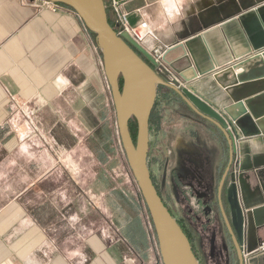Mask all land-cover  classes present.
Masks as SVG:
<instances>
[{
    "label": "crops",
    "instance_id": "1",
    "mask_svg": "<svg viewBox=\"0 0 264 264\" xmlns=\"http://www.w3.org/2000/svg\"><path fill=\"white\" fill-rule=\"evenodd\" d=\"M263 3L108 0V15L116 30L119 15L125 16L130 38L146 54L152 57L160 50L161 65L171 78L221 109L229 104L221 73L248 58L239 17ZM64 7L52 11L42 1L0 0V264H162L148 210L121 146L95 36ZM203 87L220 95L223 104ZM172 93L165 88V99ZM176 100L175 111L165 104L166 142L176 153L165 174L181 167L180 183H192L207 205L214 203L213 220L214 191L228 146L217 128L183 108L178 96ZM181 114L199 119L195 136ZM258 125L262 137L236 136L231 130L236 152L226 188L238 181L240 202L248 214L257 211L244 240V264H264V251L258 249L264 244V166L255 167L248 159L249 151L264 149V121ZM188 136L215 149L212 168L194 182L183 170ZM116 167L125 175L114 173ZM168 185L167 203L175 218L189 226L179 187ZM223 203L228 206L226 192ZM211 224L215 254L221 248L227 259L238 262L230 236L226 232L224 246L218 224Z\"/></svg>",
    "mask_w": 264,
    "mask_h": 264
},
{
    "label": "water",
    "instance_id": "2",
    "mask_svg": "<svg viewBox=\"0 0 264 264\" xmlns=\"http://www.w3.org/2000/svg\"><path fill=\"white\" fill-rule=\"evenodd\" d=\"M38 1L71 9L95 36L111 91L121 146L148 210L162 264L199 263L187 236L163 203L148 167L150 118L159 87L175 93L191 112L217 128L227 143L228 161L217 186V202L238 264H244V240L252 229L257 211L248 214L247 207L240 202L238 181H233L226 189V207L222 193L236 152L232 131L236 136L245 138L262 137L258 123L261 119L264 121V113L260 114L264 110V3L239 17L249 43L248 58L221 73L225 77L221 86L227 90L229 104L215 109L194 90L181 86L178 80L171 78L169 72L146 54L128 34L118 33L108 22L103 0ZM200 90L212 94L217 103L223 104L220 95L209 87ZM132 120L137 126L135 142L129 129ZM248 153V159L251 157L255 167L264 166L263 148ZM261 173H264V169ZM205 212L208 216L211 209L206 207Z\"/></svg>",
    "mask_w": 264,
    "mask_h": 264
},
{
    "label": "rangeland",
    "instance_id": "3",
    "mask_svg": "<svg viewBox=\"0 0 264 264\" xmlns=\"http://www.w3.org/2000/svg\"><path fill=\"white\" fill-rule=\"evenodd\" d=\"M38 1V0H37ZM105 7H107V13L109 14V8H108V0H105ZM58 8L64 7L62 5H58ZM66 8V7H64ZM109 17V15H108ZM118 29V28H117ZM121 29V25L119 27V30ZM119 30H116L119 33ZM177 98L173 96H168L167 99H165V89L161 88L159 89L157 93L156 103L152 112V118L150 122V134H149V154H148V167L150 174L152 177H154V180L160 190V193L163 197V201L165 202L166 206L169 208L170 212L173 214L174 209L167 203L166 197H165V184L177 185L176 187H179V190L182 191L183 183H180V179L182 176V168L178 167L175 168L174 173H168V175L165 174V167H169L170 159L174 157V153L170 148L167 141V136H165V104L166 106H169V109L172 111L177 110L175 107V102ZM169 103H167V102ZM179 103V102H177ZM179 115V113H178ZM183 119L187 116L186 120L189 124V129L194 134H197V130L200 128L199 122L193 118L192 116H189L187 114H181ZM179 120V119H178ZM182 121V120H179ZM174 123L177 124V120L174 121ZM172 123V125L174 124ZM189 132V131H188ZM199 132V131H198ZM190 134V133H189ZM167 149L170 150V153L168 155ZM187 149L189 153L182 155V158L184 159V173L186 172L189 175V180L191 182H194V179H201L203 178V175L205 176V173L207 172V169H211V163L214 161L215 157V149L214 146L211 144L206 145L203 147L200 143H197L193 138H190V136L187 137ZM166 154V158H165ZM201 155L204 157L201 159ZM166 161V162H165ZM206 164L205 165H203ZM174 168V166H173ZM114 173H119L125 175V172L121 170V173L118 171L117 167L114 169ZM177 181V183L174 182ZM170 182V183H168ZM163 184V185H162ZM124 184L122 183V186ZM168 185V188H169ZM174 191L176 192V188L174 186ZM181 193V192H180ZM215 199L217 201V191H214ZM182 198L184 199L183 194H181ZM223 198V197H222ZM186 207L188 206L187 200H185ZM206 202V201H204ZM187 209V208H186ZM188 219L190 220L191 224L194 225L198 229V233L195 235H192V240L195 246L196 253L201 260V264H237L234 257L232 259H227L226 255H216L215 252H211L210 242L209 239L211 238L213 234V225L207 224L205 226H198V222H194L193 218H191V215H187ZM201 217V215H199ZM202 221V218L200 219ZM204 220V219H203ZM214 223L218 224L219 234L221 235V224L218 220L217 216L214 217L212 220ZM192 225V226H193ZM202 234L204 237H202ZM198 237H201V239H198ZM217 238V236H216ZM221 241V237H220ZM264 246V244H263ZM259 249V248H258ZM220 250H222L220 248Z\"/></svg>",
    "mask_w": 264,
    "mask_h": 264
},
{
    "label": "flooded vegetation",
    "instance_id": "4",
    "mask_svg": "<svg viewBox=\"0 0 264 264\" xmlns=\"http://www.w3.org/2000/svg\"><path fill=\"white\" fill-rule=\"evenodd\" d=\"M165 89V88H164ZM168 90V89H167ZM177 96V95H176ZM179 98V97H178ZM180 99V98H179ZM186 106V105H185ZM188 108V107H187ZM189 109V108H188ZM190 110V109H189ZM191 111V110H190ZM193 113V112H192ZM194 114V113H193ZM227 161H228V158H227ZM226 165H227V163H226ZM226 167V166H225ZM225 169V168H224ZM223 172H224V170H223ZM222 172V173H223ZM222 175V174H221ZM151 178H152V180H153V183H154V185H155V187L157 188V191H158V193H159V195H160V197H161V199H162V201H163V197H162V195H161V193H160V190H159V188H158V186H157V184H156V182H155V180H154V177H152V175H151ZM220 178H221V176H220ZM227 178H228V176H227ZM227 182V181H226ZM219 183V182H218ZM163 185V184H162ZM183 186H188V187H190L191 188V190H192V192H193V194L197 197V199L202 203V206H203V210L201 211V212H199V213H194L190 208H189V206H187L186 208V214L187 215H191V218H193V221L194 222H198V223H201L202 221L200 220L201 218L202 219H204V221L202 222V224L200 225V226H205V225H207V224H210L211 222H212V220L210 219V216H211V214H212V212H213V209H212V207H211V204L213 205L214 203H212V201L210 202L211 204L210 205H207V203L206 202H204L205 201V199L199 194V192H198V190H197V188L195 187V185H193L192 183H185V184H183ZM218 186V185H217ZM217 186H216V191H217ZM228 188V187H227ZM226 184H225V189H224V191H223V193H222V197H223V194H224V192H226ZM181 192V194H183V192L182 191H180ZM183 196H184V194H183ZM184 199L186 200V198L184 197ZM214 201H215V208H217V211L215 212L216 213V216H217V218H218V220L220 221V224H221V241H222V244L225 246V244L227 243V240H226V238H227V236H226V232H227V230H226V227H225V225H224V222H223V220H222V218H221V215H220V211H219V207H218V202L216 201V199H214ZM222 201H223V198H222ZM163 203L165 204V202L163 201ZM223 205H224V203H223ZM165 206H166V204H165ZM167 207V206H166ZM206 207H209L210 209H211V212L209 213V215L208 216H206L205 215V209H206ZM167 209L169 210V208L167 207ZM169 212H170V210H169ZM171 213V212H170ZM172 214V213H171ZM199 215H201V217L199 216ZM172 216L175 218V216H174V214H172ZM176 219V221L181 225V227L184 229V231L186 232V234L188 235V237H189V242H190V244H191V246H192V248L194 249V251H195V253H196V250H195V246H194V243H193V240H192V235L194 234V232H196V227H194V225L193 224H191V222L189 223L190 225L188 226L186 223H184V222H182V221H180V220H178V218H175ZM193 225V226H192ZM225 229V230H224ZM193 230H194V232H193ZM196 233H198V232H196ZM227 234H228V232H227ZM229 235V234H228ZM215 237H216V235L215 234H212V237L209 239V242H210V248H211V252H213V249H212V246H211V244H212V242H214V239H215ZM198 239H201V237H198ZM231 239V238H230ZM232 242V241H231ZM232 245H233V243H232ZM261 246H263V244H261L260 246H259V248L261 247ZM233 249H234V247H233ZM260 250V249H259ZM234 251H235V249H234ZM260 251H263V250H260ZM224 253V254H223ZM197 254V253H196ZM219 254V253H218ZM235 254H236V251H235ZM220 255H226L225 254V250L223 251V249L222 250H220ZM236 258H237V254H236ZM238 260V259H237ZM237 264H238V262H237Z\"/></svg>",
    "mask_w": 264,
    "mask_h": 264
},
{
    "label": "built area",
    "instance_id": "5",
    "mask_svg": "<svg viewBox=\"0 0 264 264\" xmlns=\"http://www.w3.org/2000/svg\"><path fill=\"white\" fill-rule=\"evenodd\" d=\"M43 2V1H42ZM47 7L50 8V10L52 11H56V9L58 8V4H52V3H48V2H43ZM119 23L121 25V29L119 30V33H126L129 36L131 35L130 30H128L126 24H127V20L125 16L119 15ZM146 24H142L141 27H145ZM133 32V31H132ZM154 60L157 62L158 65H161V52L158 49H155L153 51V56ZM182 192L184 194V197L186 198L187 202H188V206L189 208L194 212V213H199L203 210V206L202 203L197 199V197L193 194L192 190L190 187L188 186H183L182 187ZM260 250L264 251V246H261L259 248Z\"/></svg>",
    "mask_w": 264,
    "mask_h": 264
},
{
    "label": "trees",
    "instance_id": "6",
    "mask_svg": "<svg viewBox=\"0 0 264 264\" xmlns=\"http://www.w3.org/2000/svg\"><path fill=\"white\" fill-rule=\"evenodd\" d=\"M104 4H105V0H103ZM106 5V4H105ZM106 11H107V7H106ZM108 14V13H107ZM108 22L110 23V20H109V17H108ZM111 24V23H110ZM112 26V25H111ZM116 30V29H115ZM159 89H161V87L158 88L157 90V93L159 91ZM171 93V92H170ZM170 95V94H169ZM173 97L177 98V96L175 94H171ZM177 101V100H176ZM156 103V102H155ZM175 104L177 105L178 103L175 102ZM181 105L183 108H186L185 104L183 102H181ZM151 118H152V114H151ZM151 118H150V122H151ZM196 118V117H195ZM197 120H199L198 118H196ZM129 129H130V132H131V136L133 138V141L135 142V139H136V131H137V126H136V122L134 120L130 121L129 123ZM179 224V223H178ZM179 226L181 227V225L179 224ZM181 229L183 230V232L185 233V235L187 236V238L189 239L188 235L186 234V232L184 231V229L181 227ZM190 240V239H189ZM194 254H195V257L198 261L199 264H201V260L199 259L198 255L195 253L194 249L192 248Z\"/></svg>",
    "mask_w": 264,
    "mask_h": 264
}]
</instances>
